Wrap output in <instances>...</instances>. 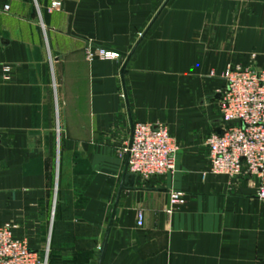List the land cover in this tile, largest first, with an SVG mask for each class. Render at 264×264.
Here are the masks:
<instances>
[{
	"label": "crops",
	"instance_id": "obj_1",
	"mask_svg": "<svg viewBox=\"0 0 264 264\" xmlns=\"http://www.w3.org/2000/svg\"><path fill=\"white\" fill-rule=\"evenodd\" d=\"M0 3V226L47 264H264L255 181L211 174L205 147L223 74L264 55V0ZM135 123L168 129L173 173H127Z\"/></svg>",
	"mask_w": 264,
	"mask_h": 264
},
{
	"label": "built area",
	"instance_id": "obj_2",
	"mask_svg": "<svg viewBox=\"0 0 264 264\" xmlns=\"http://www.w3.org/2000/svg\"><path fill=\"white\" fill-rule=\"evenodd\" d=\"M62 3H52L58 11ZM7 12L8 5L0 3ZM104 60H115L112 51H100ZM7 72V69H5ZM225 87L220 92L219 113L222 127L205 142L209 171L231 179L254 180L256 195L264 201V65L262 68H231L223 74ZM178 146L162 125L135 123L129 144L124 148L127 173L150 182L176 169ZM181 192L170 193V210L185 204ZM45 255L32 250L29 243L14 236L9 227L0 226V264H47Z\"/></svg>",
	"mask_w": 264,
	"mask_h": 264
},
{
	"label": "water",
	"instance_id": "obj_3",
	"mask_svg": "<svg viewBox=\"0 0 264 264\" xmlns=\"http://www.w3.org/2000/svg\"><path fill=\"white\" fill-rule=\"evenodd\" d=\"M64 5H65V11L69 14V29H70L71 28V24H72V20H73L74 10H75V3L66 1L64 3ZM255 62L257 64L256 65L257 68H262L263 65H264V55L257 56L256 59H255ZM130 179H131L130 184L133 185L134 176H130ZM110 227H111V224L109 225V227H108V229L106 231L104 243H106V241L108 239V235H109V232H110Z\"/></svg>",
	"mask_w": 264,
	"mask_h": 264
},
{
	"label": "rangeland",
	"instance_id": "obj_4",
	"mask_svg": "<svg viewBox=\"0 0 264 264\" xmlns=\"http://www.w3.org/2000/svg\"><path fill=\"white\" fill-rule=\"evenodd\" d=\"M205 147H206V145H205ZM207 148V147H206Z\"/></svg>",
	"mask_w": 264,
	"mask_h": 264
}]
</instances>
